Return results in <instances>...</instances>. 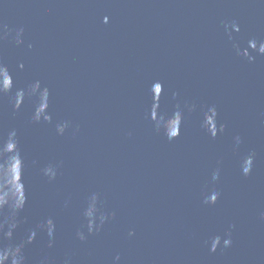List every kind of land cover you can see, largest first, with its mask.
I'll use <instances>...</instances> for the list:
<instances>
[{
  "label": "water",
  "instance_id": "obj_1",
  "mask_svg": "<svg viewBox=\"0 0 264 264\" xmlns=\"http://www.w3.org/2000/svg\"><path fill=\"white\" fill-rule=\"evenodd\" d=\"M232 21L240 31L230 40L223 23ZM252 37L264 39V0H0V62L15 87L39 79L51 93L53 124L31 122L28 98L13 111L15 87L0 96V199L20 193L14 145H3L12 128L25 161L26 222L15 239L47 217L57 225L52 248L45 233L27 246L28 264L44 256L50 264L66 256L71 264H264V56L249 63L232 47ZM157 80L164 94L154 118L165 119L176 91L181 102L216 105L225 131L211 138L198 110L177 139L158 134L147 115ZM63 120L71 126L59 136ZM248 153L254 164L243 176ZM55 163L49 181L40 170ZM213 190L219 199L205 204ZM92 192L115 218L81 242L75 232ZM229 231L231 247L210 251L209 239Z\"/></svg>",
  "mask_w": 264,
  "mask_h": 264
},
{
  "label": "clouds",
  "instance_id": "obj_2",
  "mask_svg": "<svg viewBox=\"0 0 264 264\" xmlns=\"http://www.w3.org/2000/svg\"><path fill=\"white\" fill-rule=\"evenodd\" d=\"M104 22H108V17H104ZM6 28V26H5ZM224 31L228 34L229 39H232V32H239V24L235 21L224 22ZM23 28L19 29L15 36L17 45L23 43L21 36ZM232 47L238 56L246 58L249 63L256 60L257 56H264V39L252 37L247 40L246 47L241 48L238 42H233ZM255 53V55H253ZM23 69L24 65H19ZM0 80L7 81V87H0V96L13 93L15 81L12 71L8 66L0 62ZM147 93L151 98V104L148 109V119L153 125L154 130L158 134H162L167 140L172 141L181 135V129L188 115L199 110V127L211 138H216L219 134L225 131L226 125L219 120V112L216 105L198 106L195 102H181L177 98L179 93L172 91L171 100L175 103L171 104L170 110L163 112L165 119H156L153 112L156 108L160 110V100L164 94V85L161 81H153L148 86ZM50 89L44 85L41 80L36 79L25 87H15V92L12 95L13 111H19L28 98L33 102V110L31 113V122L35 124L46 123L53 124V114L50 109ZM71 126L68 120L57 121L54 125L55 133L63 136ZM235 145L238 147L242 143L239 135L234 137ZM14 145L10 156H15L19 160L20 166V193H10L6 198L0 199V264H28L25 255V249L28 245L35 242L38 233H45L48 237V248H52L55 242L57 225L52 217H47L37 223L34 227L27 229L26 236L16 241L15 233L21 223L26 222V218L22 220L21 212L25 208L28 201V195L23 181L25 161L20 152L19 139L17 129L12 128L8 131L3 145ZM254 164V153L243 155L239 160V167L243 176H249L252 172ZM58 163L49 164L43 167L40 171L49 181H54L58 175ZM220 176V169L217 168L212 173V180L217 181ZM220 193L213 190L205 196V204H215L219 199ZM68 201H65V207L68 206ZM81 224L75 232V237L79 241H86L89 236L95 235L103 230L105 224L115 218V212L106 209L104 201L97 192H92L85 198L84 205L81 209ZM129 236L134 235L129 231ZM209 250L215 252L218 247L229 248L232 245L231 232H226L224 237L220 235L212 236L207 242ZM115 261L120 260L117 254ZM37 264H50L47 256L42 257ZM63 264H71V258L66 256Z\"/></svg>",
  "mask_w": 264,
  "mask_h": 264
}]
</instances>
